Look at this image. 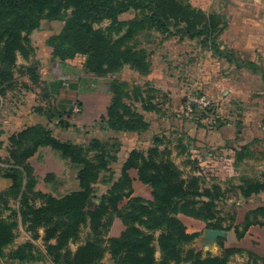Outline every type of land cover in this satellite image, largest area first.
<instances>
[{
    "label": "trees",
    "instance_id": "trees-1",
    "mask_svg": "<svg viewBox=\"0 0 264 264\" xmlns=\"http://www.w3.org/2000/svg\"><path fill=\"white\" fill-rule=\"evenodd\" d=\"M43 22L65 23L62 32L44 44L52 62L79 66L88 75L110 80L107 91L113 98L107 116L92 131L83 132L69 122L74 107L42 105L35 91L40 85L37 68L26 69L20 92L33 98L29 105L17 104L22 114L12 116L11 128L0 127V177L13 182L0 193V261L28 264L37 260V248L31 242L6 254L16 240L20 221L33 240L43 241L53 264H100L106 255L114 264H229L237 254L248 255L252 264H264V257L253 251L226 248L224 239L218 240L222 256L187 249L200 234H190L180 216L228 234L237 214L227 225L219 207L231 200L230 191L218 184L203 187L196 175L184 178L160 151L166 140L178 135L198 151H233L237 165L252 155L251 147L264 142V128L263 134L255 127L245 133L235 119L223 120L211 109L207 112L214 116L211 126L204 122L207 113L177 115L160 99H167L169 93L152 86L155 65L151 57L170 39L198 40L202 50L238 70L259 71L256 64L240 62L232 51L221 50L219 40L228 28L225 16L209 14L191 0H0V110L7 90L17 80L18 56L28 60L34 54L30 36L40 31ZM104 22L109 25L99 27ZM144 31H156L160 38L153 45L140 43L137 37ZM179 60L181 82L190 83L189 90L197 85L191 90L195 96L214 103L219 100L208 89L207 76L199 81L188 76L193 52L182 53ZM127 69L145 83L126 90L119 78ZM52 89L56 98L62 84ZM232 103L240 111L246 109L238 101ZM43 148L56 152L77 170L78 191L55 197L38 189L30 160ZM134 171L151 189L152 200L134 197ZM232 191L240 202L264 195V173ZM115 219L125 231L119 238H109ZM254 226L264 227V206L247 213L243 224L235 227L236 237L242 239ZM85 227L91 235L73 252L71 246L79 243Z\"/></svg>",
    "mask_w": 264,
    "mask_h": 264
},
{
    "label": "rangeland",
    "instance_id": "rangeland-1",
    "mask_svg": "<svg viewBox=\"0 0 264 264\" xmlns=\"http://www.w3.org/2000/svg\"><path fill=\"white\" fill-rule=\"evenodd\" d=\"M191 2L198 8H204L209 14L213 12L220 13L222 6L229 4L226 9V13L230 20V24L232 25V33L235 32L236 28H240L239 32L242 30L244 32V36H246L248 32L257 38L264 36V0H191ZM43 24V29H41L39 31L40 34L37 35V42H43L46 39V36L44 35L48 31L49 23L44 22ZM108 25L109 22H104L99 27L106 28ZM59 30L60 25H55V28L52 29L53 33ZM156 38H160V34L158 32L144 31L138 35L137 41L143 44L149 43L153 45L154 39ZM198 48L197 43L180 44L175 39L167 40L156 48V54L151 57V62L155 65L153 69L154 76L151 77L152 86L158 89L162 88L163 91L169 93L167 99L162 96H160V99L164 100L166 104L170 106L172 112L177 115L186 113L189 117H201L202 115H205L203 113H209L210 110H206L203 113L195 111L190 114L186 109L188 98L195 96L191 90L196 88L197 85H194V87L189 90L187 87L188 82H181L183 71L179 69V62L182 60H179V58L182 53L196 52ZM201 58L203 59H201V61L199 60V64L197 65L200 71H196L195 69V71H193L191 65L188 67V76L192 80L196 78V80L199 81L198 79L203 78L202 76L208 77L206 73L208 70L207 65L204 66L206 61L205 57ZM28 64L29 65H17L18 67L14 71L17 80L13 84L12 88L8 89L6 92L7 97L4 101L5 105L0 110V127L11 128L14 121L12 116L22 114L20 109L17 107V104L21 103L25 106L29 105L30 100L33 98L32 95L24 96L20 92L25 78L22 76L26 73L27 68H37L38 73V65L40 62L32 61ZM217 68L224 71L226 67L224 65L217 64ZM167 70L169 71L167 72ZM58 76L63 78L64 81H62V84H66L65 86L62 85L63 95L65 96L68 94L75 96L76 94L71 91L72 86L78 84L81 80L86 81L96 78L83 72L82 68L79 66L73 67L70 71L64 68L62 73L58 74ZM58 76H55V78ZM231 78L234 79V83L230 81L222 82L216 90L208 87L212 94L219 98V100L215 102V106L210 111H214L215 115L219 116V118H222L223 120L235 119L239 124H241V126L244 127V132L248 129V133H250V130L255 127L258 129L259 134H263L262 129L264 128V124L262 122V115H264V96L257 99V94H264V84L260 76L253 75L250 72H244L238 78L235 76ZM108 81L110 82V80ZM119 81L120 83L125 84L124 87L126 90L131 89L134 86H141L145 83V81L134 77V74L128 69L124 71L122 76L119 78ZM189 84L190 83H188V85ZM196 84H199V82H196ZM38 88H42L41 85H39ZM35 91L38 94L37 99L40 102H43V91H39V89L36 88ZM234 100L239 103L244 102L241 104L245 105L246 109L240 111V109L232 103ZM82 112L83 111L81 109L80 114L72 113V115L75 116L74 118H79L82 115ZM208 113L206 115L209 116V118L205 119L204 122L207 123L208 126H211L214 124V116ZM79 130L83 132L87 131L86 129L82 130L81 128ZM90 131H92V129H90ZM183 146H186L185 152H183ZM160 151L163 154L165 153V158L170 159L178 167L184 178L187 179L196 175L201 178L203 187H211L218 184L221 185L224 190L230 191L228 196L231 200L221 204L219 207L222 212L221 216L227 220V225L229 224L230 218L234 214H237L240 208L245 204H250L251 202L253 206L264 205V195L247 202H240L234 198L235 195H237V192L232 191L234 188L241 185L242 182L246 180H257L260 178L261 174L264 173V142L251 147L252 155L237 165H235L233 151L224 150L223 152L218 151L214 154H210L205 150L198 151L195 150L193 144L187 142L186 140L181 141L178 135H172L169 140H166L160 147ZM52 153L57 156L56 152L52 151ZM57 167V175L51 176L50 182V189L53 191V194L56 197H62L70 192L78 191L79 183L77 181V170L65 164L58 165ZM42 191L45 193H51L47 188H43ZM135 193L152 200L150 188L147 189L138 184L135 188ZM11 205L15 208V203H12ZM36 205L39 206L40 202H37ZM9 214L10 213H6L7 216ZM180 219L185 224L189 232L197 231L200 234V236L187 247L188 250H196L197 252H201L204 256H222L223 249L219 245L218 241H216L215 244H208L204 240L205 225L203 223L196 222L194 219L186 216H180ZM90 235L91 232L89 228H83L79 243L72 245L71 250L75 252L81 244L89 239ZM40 236H43V231L40 232ZM156 236L158 237L159 233H157ZM229 237L234 238V233H229ZM30 242L37 248V260L28 264H53L52 259L47 257V250L43 241L41 239L33 240L32 234L27 232V227L23 226L20 221L19 226L16 229V240L6 254L8 255L10 251L16 250ZM226 242L227 246L230 245V238L229 240H226ZM155 246L157 248V245ZM253 252L262 256L256 249H253ZM156 258L157 260H160L159 252H157ZM6 262L8 261L2 260L0 261V264H6ZM252 263L253 260L249 261V257L246 254L233 255L229 259V264ZM100 264H114V262L112 261L110 255H106Z\"/></svg>",
    "mask_w": 264,
    "mask_h": 264
},
{
    "label": "crops",
    "instance_id": "crops-1",
    "mask_svg": "<svg viewBox=\"0 0 264 264\" xmlns=\"http://www.w3.org/2000/svg\"><path fill=\"white\" fill-rule=\"evenodd\" d=\"M228 6L229 4L222 6L220 13L213 12L216 14L224 15L228 23L227 30L224 32V34L219 40L222 44L221 50L232 51L235 58L237 60H240V62H248V63L256 64L260 69L256 73L250 69L238 70L235 65L230 64L225 59H218L210 51L202 50L200 47V41L198 40L191 41L186 39L182 42H179L178 39L175 40H177V42L180 44H185V43L198 44L199 48L196 52L193 51V60L190 65L192 66L193 71L195 70L200 71L197 65L199 64V60L201 61V59H203L201 57H205L206 61L204 66L207 65V69H208L206 72L208 75L207 84L210 88L216 90L217 87H219V85L225 81H230L234 83L235 81L231 77L235 76L238 78L244 72H250L253 75H259L264 84V36H260L257 38L254 35L252 36V34H250L249 32L246 36H244V32L242 30H240L239 32L240 28L239 29L236 28L235 32L232 33L233 31L232 25L230 24V20L226 13V9ZM200 9L206 11L204 8L200 7ZM43 23L41 25V29H43V25H44ZM46 23H49L48 31L44 35L46 36V39L43 42H37L36 40L37 35L40 33L39 31L34 32L30 36V39L32 41V46L35 50L34 54L28 60H25L23 57L18 56L17 65H29L28 63L32 61L40 62V64L38 65V74L40 75V85L42 88H39V91L40 90L43 91L44 96L47 95L49 97V101L43 100V103L41 102L42 105L49 104L53 107H60L61 105H63L67 107V109H69V107H74L76 106L75 104L79 102L80 105L79 107L83 111L82 115L79 118H74L75 116L72 115L71 119H69V122L78 129L81 128L82 130L86 129L87 131H90V129H92L96 123L100 122L102 118L107 116V112L113 98L112 94H110L107 91V84L109 83V81L107 79H98V78H95L93 80H86V81L81 80L79 82L80 84L78 83L72 86L71 91L74 94H76L75 96L69 94L65 96L63 95V89H61L59 95L56 98L53 97L52 95L53 85L56 83L62 84V81H64L63 78L58 76V74H61L64 68L70 71L75 66L70 65L63 67L60 66L59 64L52 62L49 56V51L44 49V44L50 38L59 35L62 32L65 23L64 22H51V23L46 22ZM55 25H60V30L53 33L52 29L55 28ZM170 40H174V39H170ZM217 64L224 65L226 67L224 71L218 69ZM55 76L58 77L55 78ZM159 89L163 90L162 88ZM261 96H264V94L263 95L257 94V99H259V97L261 98ZM262 116H263L262 122L264 124V115ZM71 131H73V129H71ZM223 151L224 150H222V152ZM207 152L210 153L209 151ZM30 163L34 167L35 177L39 182L38 189L42 191L43 188H47L48 191L51 192L52 194L53 191L50 189L51 176L57 175L56 174L58 168L57 166L65 164L72 167L69 161L62 160L58 154L57 156L54 155L52 153V150L49 148L40 149L39 152L34 156V158L30 160ZM132 179H133L134 197H141L143 199L149 200L135 193V188L138 184L149 189V187L143 185L139 181L136 171L132 173ZM12 186H13V182L11 180L0 177V193L10 189ZM263 206L264 205L253 206L250 202V204H245L244 206H242L243 207V208L241 207L242 209L240 208V210L237 212V217L234 227L229 232V233L233 232L235 237L234 238L229 237V233L228 234L226 233L227 237L226 239H224L226 248H236V249H243L250 251L256 249L262 255V257H264V227H260V226L251 227L249 231L246 233V235L240 240L236 237L235 234V227L241 226L243 224L247 213L250 212L251 210ZM194 221L200 222L197 220ZM124 231L125 228L122 222L119 219H115L109 234V238H119L121 237ZM207 231L208 230L206 229V225H205L204 234ZM189 233L194 234L199 232L194 231ZM229 238L231 240V243L230 245L227 246L226 243L228 241L226 242V240H229Z\"/></svg>",
    "mask_w": 264,
    "mask_h": 264
},
{
    "label": "built area",
    "instance_id": "built-area-1",
    "mask_svg": "<svg viewBox=\"0 0 264 264\" xmlns=\"http://www.w3.org/2000/svg\"><path fill=\"white\" fill-rule=\"evenodd\" d=\"M65 86L66 84L63 83ZM215 106V103L205 97L192 96L187 100V111L191 114L193 112L203 113L206 110L212 109ZM74 114H80L81 108L79 106H75L73 109Z\"/></svg>",
    "mask_w": 264,
    "mask_h": 264
},
{
    "label": "water",
    "instance_id": "water-1",
    "mask_svg": "<svg viewBox=\"0 0 264 264\" xmlns=\"http://www.w3.org/2000/svg\"><path fill=\"white\" fill-rule=\"evenodd\" d=\"M227 234L225 232L208 230L204 234V240L208 244H215L219 239H226Z\"/></svg>",
    "mask_w": 264,
    "mask_h": 264
}]
</instances>
